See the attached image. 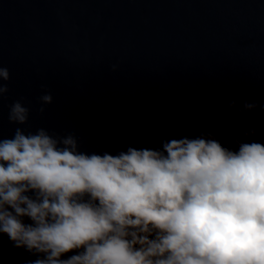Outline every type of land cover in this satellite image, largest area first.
<instances>
[{"label": "water", "instance_id": "95a60500", "mask_svg": "<svg viewBox=\"0 0 264 264\" xmlns=\"http://www.w3.org/2000/svg\"><path fill=\"white\" fill-rule=\"evenodd\" d=\"M0 67L11 77L0 139L44 127L116 154L201 132L264 134V0H0ZM16 100L31 109L26 125L8 119ZM32 259L0 234V264Z\"/></svg>", "mask_w": 264, "mask_h": 264}, {"label": "clouds", "instance_id": "9594fccd", "mask_svg": "<svg viewBox=\"0 0 264 264\" xmlns=\"http://www.w3.org/2000/svg\"><path fill=\"white\" fill-rule=\"evenodd\" d=\"M39 103L43 114L51 92ZM30 111L16 100L8 119L26 125ZM0 234L35 257L26 264H264V134L201 132L101 154L74 133L17 127L0 139Z\"/></svg>", "mask_w": 264, "mask_h": 264}]
</instances>
